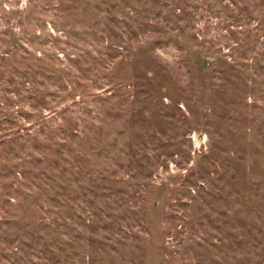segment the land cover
Wrapping results in <instances>:
<instances>
[{"label": "rangeland", "instance_id": "obj_1", "mask_svg": "<svg viewBox=\"0 0 264 264\" xmlns=\"http://www.w3.org/2000/svg\"><path fill=\"white\" fill-rule=\"evenodd\" d=\"M0 264H264V0H0Z\"/></svg>", "mask_w": 264, "mask_h": 264}]
</instances>
